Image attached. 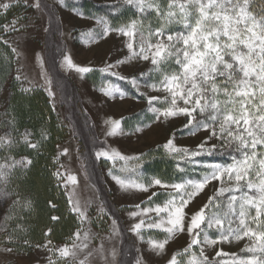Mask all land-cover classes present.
<instances>
[{"label": "rangeland", "instance_id": "obj_1", "mask_svg": "<svg viewBox=\"0 0 264 264\" xmlns=\"http://www.w3.org/2000/svg\"><path fill=\"white\" fill-rule=\"evenodd\" d=\"M4 2L7 0H0V3ZM159 2L163 5L165 0ZM34 3L35 0H27L28 5ZM41 3H46L49 8L37 10L30 6L26 7L24 0H21L19 6H13L7 12L0 9V25L19 20L17 27L23 26V30L19 32L0 31V38L7 41V44L1 43L10 54V58L5 60L8 63V70L0 80V136L10 131L8 127L10 128L12 116L9 112L8 100L12 87L18 88L23 93L39 90L46 95L54 125L62 134L61 139L56 137L51 142V150L54 151L47 155L50 166L47 173L56 193L51 204L55 206L58 202L63 203L64 213L75 215L73 218L75 228L70 237L64 240L54 241L49 237L48 230L39 241L31 242V239L24 237L26 228L20 224H13V221L22 215L23 208L28 209L23 207L27 197L15 187V184L17 176H23L32 164L27 168L17 165L7 176V183L0 182V264H80L82 260L85 264H122V262L137 264L138 260L139 264H168L174 254L183 253V250L192 243L195 230L192 232L188 230L190 217L208 203L209 197L216 194L217 188L221 186L227 188L230 184L221 185L218 181H211L189 202L183 210L184 230L169 237L162 253L158 254L151 250L146 241L148 237L163 240L168 234L159 229H144L145 241H141L130 231L132 225L141 218L146 222L151 219L159 220L154 211L145 213L137 209L136 205H141L142 209L152 192L160 193L154 201L161 203L167 199L165 192L172 190L156 186L146 193L135 189L129 192L117 184L109 174V170L121 179L135 182L160 179L168 184L178 183L182 179H201L205 171L199 166L188 164V157L166 150L163 146L172 139L176 148L196 150L197 145L207 139V131L201 129L191 134L184 128L186 118L182 115L160 116L159 119H155L156 114L149 111L147 98L160 97L161 103L153 102V106L161 107L163 98L170 94L159 88V85L156 89L150 87V84L156 83L159 78L158 73L150 72L153 68L151 60L136 58L125 60L130 55L127 44L133 43L136 49L141 40V33L147 42L148 26L155 27L158 21L151 11L142 16L135 7L125 5L123 0H65L66 7L61 6L59 0H41ZM73 9L76 11L74 12ZM76 12H82L84 16L81 17ZM97 18H106L113 26H122L132 20L142 23L134 30L136 34L129 37L116 31L105 34L103 26L97 23ZM52 25L53 28L58 27V35L54 41L51 37ZM168 30L179 33L184 31V26L172 24ZM53 50H56V60L52 58ZM62 55L70 56L75 65L89 67L93 71L78 73L66 65L61 67ZM119 60L125 62L117 64ZM49 61L58 65V70L63 76L57 84L49 70ZM109 65H114L111 71L118 76H139L140 73H149V75L140 79L137 88L127 80H119L99 71ZM176 69L178 65L171 63L170 70ZM48 80L52 83L49 84ZM114 86L125 93L123 98L119 95L110 98L101 91V89L111 90ZM178 104L181 107L185 106L179 101ZM114 121H119L120 127L115 135H108ZM82 128L89 133L93 159L99 166L106 185L105 189L109 192L107 200L101 197L91 181L90 165L80 132ZM33 130L29 132L31 135L28 139L33 143L40 141L39 150H33L23 143V133L22 146L17 143L12 148L0 149V163H10L8 157L15 160L28 157L33 161L32 157L45 154L40 135ZM10 133L14 138L13 132ZM49 138L47 133L44 139ZM209 144L219 145V140L213 139ZM65 149L67 153L63 154ZM101 149L108 151L110 155L119 153L128 159L121 160L116 156L114 160L103 158L97 160L95 153ZM228 152L233 151L221 149L211 157L202 156L197 159L203 160L204 163L232 164L233 156H226ZM136 158H140L139 162ZM57 170L61 173L59 177L54 175ZM72 176L76 178L75 183L69 179ZM44 182L41 180L38 185L31 186L42 193ZM23 187L25 188V184ZM228 195L229 193L226 192L224 197ZM16 201H20V204L16 205ZM73 203L84 212L83 218L71 211ZM212 211L215 209L209 206L205 215ZM132 212L140 214L133 217L130 215ZM224 227H228L227 222ZM232 227H235V223ZM14 230L15 239L9 242L8 237ZM19 230H23L22 233H18ZM77 232L80 233L79 237L75 236ZM208 235L217 242L192 245L191 252L195 254L194 264H199L198 249L201 247L210 264H239L240 258L252 255L244 251L246 246L256 243L255 238L249 237L222 241L216 234L215 227L208 231ZM202 236L203 233L201 238ZM25 239L29 243L25 244ZM124 245L126 247L131 245L125 261H123ZM65 246H68L70 253L75 255L61 257L58 250ZM8 248L14 250L6 251ZM113 251H115L114 258ZM218 252L222 255L218 256ZM190 258L192 257L187 253L178 255V264H185Z\"/></svg>", "mask_w": 264, "mask_h": 264}, {"label": "snow or ice", "instance_id": "obj_2", "mask_svg": "<svg viewBox=\"0 0 264 264\" xmlns=\"http://www.w3.org/2000/svg\"><path fill=\"white\" fill-rule=\"evenodd\" d=\"M252 2L253 0H165L161 5L159 0H123L125 5L135 7L142 16L151 11L158 21L155 27L148 26L147 42L141 33V40L136 49L133 43L127 44L130 55L125 58L151 60L153 68L150 72L158 73L159 78L156 83L150 84V87L156 89L159 85V88L170 94L163 98L161 107L153 106V102L161 103L160 97H148L149 111L156 114L155 119H159L160 116L182 115L186 118L184 128L191 134L201 129L208 133L207 139L197 145L196 150L176 148L172 139L163 146L166 150L188 157V164L203 168L205 171L201 179H182L171 184L160 179L135 182L121 179L109 170L117 184L129 192L135 189L146 193L156 186L172 190L165 192L167 199L161 203L154 201L160 193L152 192L142 209L141 205H136L142 212L154 211L159 220L151 219L146 222L141 218L132 225L130 231L141 241H145L144 229H159L168 234L163 240L148 237L146 241L151 250L158 254L162 253L169 237L184 230L183 210L189 202L211 181H218L221 185L230 184L227 188L223 186L217 188L216 194L209 197L208 203L190 217L188 230L190 232L195 230L192 243L183 250V253L174 254L168 264H178L177 256L185 253L192 257L185 261V264H194L195 254L191 252L192 245L215 244L216 239L208 235V231L214 227L222 241L230 238L237 240L243 237L255 238L256 243L244 249L252 255L240 258L239 264H264V219H261L264 217V0H258L259 11L250 10ZM20 3L21 0H7L0 3V9L7 12ZM59 4L67 6L65 0H59ZM24 5L37 10L49 8L46 3L42 4L41 0H35L32 5H28L27 0H24ZM76 14L84 16L82 12ZM18 23L19 20H13L0 25V31L5 33L22 31L23 26L18 28ZM97 23L103 26L105 34L116 31L133 37L136 34L134 30L142 22L132 20L122 26H113L106 18H97ZM172 24H182L184 31L169 32V26ZM0 42L7 44L2 38ZM125 60L116 63L121 64ZM171 63L178 65V69L170 70ZM65 65L78 73L93 71L89 67L75 65L70 56L62 55L61 67ZM113 67L114 65H109L99 71L119 80H127L137 88L140 79L149 75L140 73L139 76L122 77L111 71ZM48 83L51 84L52 81L48 80ZM101 91L110 98H115L116 95L123 98L125 94L115 86L111 90ZM178 101L185 106H179ZM119 127V121L112 122V128L107 134L115 135ZM30 135L29 132L24 133L23 143L38 151L40 141L31 142L28 139ZM46 135V132H42L41 139L46 138ZM213 139L219 140V145L209 144ZM18 142L11 133H6L0 136V149L12 148ZM221 149L225 151L231 149L239 153L240 158L233 156V163L227 165L204 163L203 160L197 159L202 156L211 157ZM66 153L67 149L63 154ZM116 156L121 160L128 159L119 153L110 155L103 149L95 153L97 160L102 158L114 160ZM136 159L139 162L140 158ZM7 160L10 163H0V182L3 183H7V176L17 165L27 168L32 164L28 157L21 160L8 157ZM54 175L59 177L61 173L57 170ZM69 179L73 183L76 182L74 176ZM226 192L229 195L225 198ZM15 203L19 205L20 201ZM49 205L55 207L51 202ZM31 206V200L26 199L23 207ZM209 206L215 211L205 215ZM71 211L81 218L85 215L75 203ZM139 214L130 213L133 217ZM51 219L59 220V217L53 216ZM226 222L227 228L224 227ZM233 223L235 227H232ZM48 231L50 233L51 229ZM75 236L79 237L80 233H75ZM14 239L15 230L8 237L9 242ZM24 242L29 243L26 239ZM58 251L61 257L75 255L70 253L68 246ZM198 251L199 264H210L203 254V248H199ZM217 255L220 256L222 253L218 252ZM112 256L115 257V251ZM80 264H85V261H80Z\"/></svg>", "mask_w": 264, "mask_h": 264}, {"label": "trees", "instance_id": "obj_3", "mask_svg": "<svg viewBox=\"0 0 264 264\" xmlns=\"http://www.w3.org/2000/svg\"><path fill=\"white\" fill-rule=\"evenodd\" d=\"M259 9L260 4L258 0H253L252 4L250 5V10L259 11ZM51 30H53L51 33V37L54 41V39H56L58 35V27L55 26L53 28L52 25ZM3 45L4 44L0 42V80L2 75L4 76L8 70V63L5 60L7 58H10L8 50ZM53 53L54 54H52V58L53 60H56V50H53ZM48 66L52 77L57 84L59 82V79L63 78V76H61L58 70V65H54L51 61H49ZM46 99V95L42 91L34 90L31 93H23L18 88L12 87L8 100L9 112L12 116V119L10 120L11 125L10 128L8 127V129L10 130L9 133L13 132L14 138L19 141L18 145L22 146L21 134L25 132H30L33 129L34 133L40 135V139L42 132H46V134L48 133L50 136L48 140L41 139V146H43V151L45 152V154H39L38 156L36 155L32 157V165L28 172H25L23 176L18 175L16 178L17 181L15 187L19 188L22 192H24L27 197V200H31L32 206L28 209L23 208L21 210L22 215L17 219L15 218L13 224H20L24 228H26V233L24 234V237H26L27 239H31V242L36 240L39 241L41 237L45 235V231L49 229H51L49 237L52 238L54 241L64 240L65 238L70 237L71 232L75 228L73 220L75 215L71 213H64L65 208L63 203L58 202L57 204H55V207H51L49 205V202H52L54 200L53 198L56 193L53 187V183L51 182V179L49 177V174L47 173L49 172L48 167H50L48 165L47 155L49 153L52 154V151H54L51 150V142L56 137H59V139H61L60 135L62 134H60L59 129H57L54 125V121L52 119L51 112L48 106L49 104L47 103ZM80 132L83 142L85 144V152L87 154V158L90 165L89 171L91 173V181L93 185L98 189L101 197L104 200H107L109 198V192H107L105 189L106 185L100 174L99 166L96 165V162L93 159V150L90 142L89 133L83 130V128ZM226 156H235L236 158L240 157L235 152H228L226 153ZM161 163H164V161H161ZM41 180L45 181V184L42 187V193L31 186L33 184L35 186L38 185L37 183ZM24 184L26 189L23 187ZM54 214L59 217V220L51 219L52 215ZM22 231L19 230L18 233H22ZM130 249L131 245L127 247L125 245L123 246V261H125L128 257Z\"/></svg>", "mask_w": 264, "mask_h": 264}]
</instances>
